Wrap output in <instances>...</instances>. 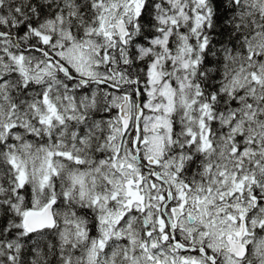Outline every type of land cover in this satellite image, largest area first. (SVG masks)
<instances>
[{
    "label": "snow or ice",
    "instance_id": "1",
    "mask_svg": "<svg viewBox=\"0 0 264 264\" xmlns=\"http://www.w3.org/2000/svg\"><path fill=\"white\" fill-rule=\"evenodd\" d=\"M0 264H264V0H0Z\"/></svg>",
    "mask_w": 264,
    "mask_h": 264
}]
</instances>
